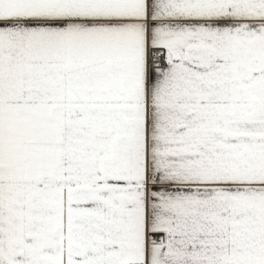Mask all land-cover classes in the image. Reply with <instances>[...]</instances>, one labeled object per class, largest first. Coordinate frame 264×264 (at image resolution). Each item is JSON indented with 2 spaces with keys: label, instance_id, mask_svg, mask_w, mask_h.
<instances>
[{
  "label": "snow or ice",
  "instance_id": "obj_1",
  "mask_svg": "<svg viewBox=\"0 0 264 264\" xmlns=\"http://www.w3.org/2000/svg\"><path fill=\"white\" fill-rule=\"evenodd\" d=\"M0 264H264V0H0Z\"/></svg>",
  "mask_w": 264,
  "mask_h": 264
}]
</instances>
